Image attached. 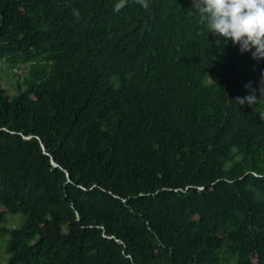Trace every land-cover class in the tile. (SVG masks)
Here are the masks:
<instances>
[{
	"label": "trees",
	"instance_id": "1",
	"mask_svg": "<svg viewBox=\"0 0 264 264\" xmlns=\"http://www.w3.org/2000/svg\"><path fill=\"white\" fill-rule=\"evenodd\" d=\"M117 3L0 0V264H264V59Z\"/></svg>",
	"mask_w": 264,
	"mask_h": 264
},
{
	"label": "clouds",
	"instance_id": "2",
	"mask_svg": "<svg viewBox=\"0 0 264 264\" xmlns=\"http://www.w3.org/2000/svg\"><path fill=\"white\" fill-rule=\"evenodd\" d=\"M128 0H119L115 10L120 11L127 5ZM200 19L206 24L211 34L215 36L216 43L221 39L231 41L240 46V51L251 52L252 58L264 59V0H191ZM145 10L148 9V0H135ZM76 17L79 12L74 10ZM254 49V51H253ZM246 88L250 85H245ZM256 90L244 98H237L242 105L247 102L253 105L258 98ZM264 97V77L259 89Z\"/></svg>",
	"mask_w": 264,
	"mask_h": 264
},
{
	"label": "rangeland",
	"instance_id": "3",
	"mask_svg": "<svg viewBox=\"0 0 264 264\" xmlns=\"http://www.w3.org/2000/svg\"><path fill=\"white\" fill-rule=\"evenodd\" d=\"M19 71L21 73V77L24 76L27 71H28V66H23L19 68ZM19 71H15V72H19ZM12 82H13V77H10L9 75H7L6 73L3 74V77L0 79V83L5 86L8 87L9 89L12 88ZM9 217V225L13 226V225H17L21 219H22V215H8ZM7 238L8 236L5 235L2 238H0V261L4 260L6 257V251H5V246L7 243Z\"/></svg>",
	"mask_w": 264,
	"mask_h": 264
},
{
	"label": "water",
	"instance_id": "4",
	"mask_svg": "<svg viewBox=\"0 0 264 264\" xmlns=\"http://www.w3.org/2000/svg\"><path fill=\"white\" fill-rule=\"evenodd\" d=\"M43 147H45L44 144H43ZM53 161H54V160H53ZM54 163H56V162L54 161ZM56 164H57V163H56Z\"/></svg>",
	"mask_w": 264,
	"mask_h": 264
}]
</instances>
